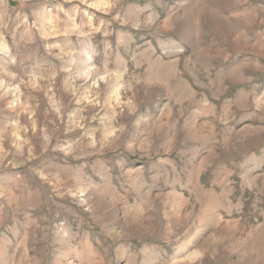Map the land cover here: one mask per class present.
<instances>
[{"label":"rangeland","instance_id":"obj_1","mask_svg":"<svg viewBox=\"0 0 264 264\" xmlns=\"http://www.w3.org/2000/svg\"><path fill=\"white\" fill-rule=\"evenodd\" d=\"M0 264H264V0H0Z\"/></svg>","mask_w":264,"mask_h":264}]
</instances>
